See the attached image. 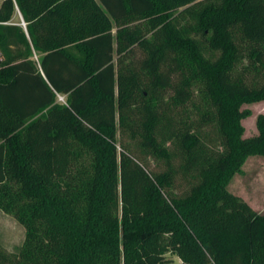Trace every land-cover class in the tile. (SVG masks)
Segmentation results:
<instances>
[{"label": "trees", "instance_id": "16d2710c", "mask_svg": "<svg viewBox=\"0 0 264 264\" xmlns=\"http://www.w3.org/2000/svg\"><path fill=\"white\" fill-rule=\"evenodd\" d=\"M0 55V210L26 230L0 264H264L229 190L264 158V0H2Z\"/></svg>", "mask_w": 264, "mask_h": 264}, {"label": "rangeland", "instance_id": "374dc122", "mask_svg": "<svg viewBox=\"0 0 264 264\" xmlns=\"http://www.w3.org/2000/svg\"><path fill=\"white\" fill-rule=\"evenodd\" d=\"M1 3V0H0ZM14 22H20L21 17L17 13L13 19ZM243 109H249L251 116L243 120L245 128V138L253 137L258 134L256 126L257 117L264 114V101L243 106ZM161 165L153 160L150 162V170H162ZM242 174L236 175L229 185V190L235 195L244 199L255 211L264 213V158L251 157L247 160ZM178 193H182L188 187L187 180L179 176ZM25 228L13 215L6 214L0 210V244L9 252H14L21 246L25 239ZM167 258L172 261L170 264H179L177 256L168 255Z\"/></svg>", "mask_w": 264, "mask_h": 264}, {"label": "built area", "instance_id": "2783aa9c", "mask_svg": "<svg viewBox=\"0 0 264 264\" xmlns=\"http://www.w3.org/2000/svg\"><path fill=\"white\" fill-rule=\"evenodd\" d=\"M21 24H22V26H23V27H25V26H26V24H25L23 21H22V23H21ZM1 60H2V58H1V55H0V61H1ZM60 100H61L62 102H65V100H64V98H63V97H61V98H60Z\"/></svg>", "mask_w": 264, "mask_h": 264}, {"label": "crops", "instance_id": "0c3cea01", "mask_svg": "<svg viewBox=\"0 0 264 264\" xmlns=\"http://www.w3.org/2000/svg\"><path fill=\"white\" fill-rule=\"evenodd\" d=\"M1 2H2V0H1Z\"/></svg>", "mask_w": 264, "mask_h": 264}]
</instances>
